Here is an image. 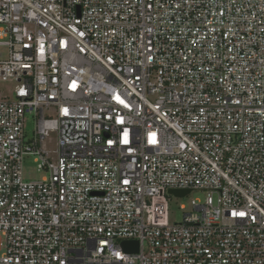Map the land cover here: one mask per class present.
I'll return each instance as SVG.
<instances>
[{"label": "built area", "instance_id": "1", "mask_svg": "<svg viewBox=\"0 0 264 264\" xmlns=\"http://www.w3.org/2000/svg\"><path fill=\"white\" fill-rule=\"evenodd\" d=\"M0 47V264H264V0H0Z\"/></svg>", "mask_w": 264, "mask_h": 264}, {"label": "rangeland", "instance_id": "2", "mask_svg": "<svg viewBox=\"0 0 264 264\" xmlns=\"http://www.w3.org/2000/svg\"><path fill=\"white\" fill-rule=\"evenodd\" d=\"M7 48L0 47V60L6 59ZM26 139L32 137L33 131V119L30 116H26ZM55 135L51 134L49 139L45 142V147L47 149H55ZM35 157L29 156L25 157L23 161V178L26 181H38L40 180L44 173L38 171L37 164L35 162ZM192 200L202 201L204 200V195L198 191L191 192L185 197L176 198L172 197L168 207L169 222L179 223L182 221L183 213L190 209V204Z\"/></svg>", "mask_w": 264, "mask_h": 264}, {"label": "water", "instance_id": "3", "mask_svg": "<svg viewBox=\"0 0 264 264\" xmlns=\"http://www.w3.org/2000/svg\"><path fill=\"white\" fill-rule=\"evenodd\" d=\"M169 194L175 197H184L189 194V191L170 190ZM121 247L126 252L136 253L138 250V243L136 241L122 242Z\"/></svg>", "mask_w": 264, "mask_h": 264}]
</instances>
